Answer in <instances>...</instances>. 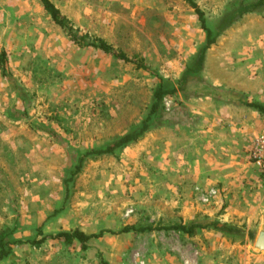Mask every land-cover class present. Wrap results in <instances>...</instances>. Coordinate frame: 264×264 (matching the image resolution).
Segmentation results:
<instances>
[{
  "label": "rangeland",
  "instance_id": "obj_1",
  "mask_svg": "<svg viewBox=\"0 0 264 264\" xmlns=\"http://www.w3.org/2000/svg\"><path fill=\"white\" fill-rule=\"evenodd\" d=\"M48 1L74 35L129 62L73 44L42 0H0V244H12L0 264H264V175L249 158L264 117L245 108L264 105V11L201 58L205 33L185 0ZM192 1L215 32L237 0ZM160 84L174 93L151 129L76 173L86 152L139 126ZM212 223L236 232L165 230ZM72 231L114 235L85 250L29 244Z\"/></svg>",
  "mask_w": 264,
  "mask_h": 264
},
{
  "label": "trees",
  "instance_id": "obj_2",
  "mask_svg": "<svg viewBox=\"0 0 264 264\" xmlns=\"http://www.w3.org/2000/svg\"><path fill=\"white\" fill-rule=\"evenodd\" d=\"M185 2L194 10L197 16V19L200 23L201 29L205 33L204 45L201 48V52H200L201 58H203L204 54L215 44L220 34L223 31H225L229 26L241 20V18L245 15L260 13L264 11V0H258L256 3H249V2H246V0H237L231 3L230 5H228L223 18L217 21V24H216L217 31L213 32L210 28L207 27L206 22L204 20V15L200 11L198 6L192 0H185ZM42 4H43L44 10L48 13L53 23L56 26H58L60 29L67 32L70 38V41L73 44L78 45L79 47L93 48L105 55H110L119 61H123L125 63L129 62V60L124 55L115 53L113 49L111 48V46H109L107 43H105L102 40L86 42L84 39L79 38L78 36L74 35L72 33L71 28L68 27V22L60 16V12L48 0H42ZM4 66H5L4 65V55L2 54L0 58V67L2 69L3 74L5 73ZM173 93H174L173 91L164 90L160 84V86L155 90L153 94V101L148 111V114L141 121L139 126L135 130L125 134L124 136H122L121 138L113 142L112 144L105 146L104 148L86 152L83 156H81L78 159V166L76 167V173L79 171V167L84 159L91 157V156L100 157V156L114 155L117 152L126 148L128 145L138 142L141 139V137L151 129L152 118L155 114H157L160 108L162 99L166 96L173 95ZM245 108L264 117V105L261 103L247 102L245 104ZM206 228H212L215 231H218L221 233L230 234V233L236 232V230H234L233 228H230L226 225H220L218 223H212V224H209L203 227L197 226V225H191L189 227L178 225V226H174L171 228H167L165 230L183 232L189 235V234H192L196 230H202ZM151 231H153L151 228L136 229L133 227H125L119 232V234H128L131 232L145 233V232H151ZM107 234H113V233L110 231H101L98 234L86 235L80 231L60 232L55 235L44 237L39 242H31L29 244L39 245V244L44 243L46 240L62 241L65 244H72L73 242H77L79 245H81L82 249L85 250L87 248V244L90 241L98 240ZM14 243L18 245L22 244V242L20 241H17ZM8 245H12V244H6V245L3 243L0 244V262L5 260L10 255L11 249L10 248L5 249V246H8ZM101 263L106 264L103 261Z\"/></svg>",
  "mask_w": 264,
  "mask_h": 264
},
{
  "label": "built area",
  "instance_id": "obj_3",
  "mask_svg": "<svg viewBox=\"0 0 264 264\" xmlns=\"http://www.w3.org/2000/svg\"><path fill=\"white\" fill-rule=\"evenodd\" d=\"M249 158L264 175V134L254 140L249 153Z\"/></svg>",
  "mask_w": 264,
  "mask_h": 264
},
{
  "label": "water",
  "instance_id": "obj_4",
  "mask_svg": "<svg viewBox=\"0 0 264 264\" xmlns=\"http://www.w3.org/2000/svg\"><path fill=\"white\" fill-rule=\"evenodd\" d=\"M254 249L264 252V232H260L254 242Z\"/></svg>",
  "mask_w": 264,
  "mask_h": 264
},
{
  "label": "crops",
  "instance_id": "obj_5",
  "mask_svg": "<svg viewBox=\"0 0 264 264\" xmlns=\"http://www.w3.org/2000/svg\"><path fill=\"white\" fill-rule=\"evenodd\" d=\"M256 103H258V102H256Z\"/></svg>",
  "mask_w": 264,
  "mask_h": 264
}]
</instances>
